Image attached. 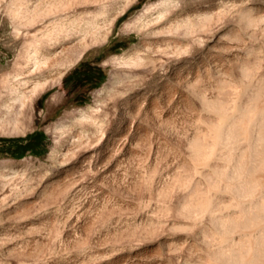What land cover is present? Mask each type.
Returning <instances> with one entry per match:
<instances>
[{
  "label": "rangeland",
  "instance_id": "obj_1",
  "mask_svg": "<svg viewBox=\"0 0 264 264\" xmlns=\"http://www.w3.org/2000/svg\"><path fill=\"white\" fill-rule=\"evenodd\" d=\"M263 81L264 0H0V264H211L187 147L221 118L194 90Z\"/></svg>",
  "mask_w": 264,
  "mask_h": 264
},
{
  "label": "bare ground",
  "instance_id": "obj_2",
  "mask_svg": "<svg viewBox=\"0 0 264 264\" xmlns=\"http://www.w3.org/2000/svg\"><path fill=\"white\" fill-rule=\"evenodd\" d=\"M248 23L252 25L255 22L250 19ZM254 81H252L254 84L260 82V80ZM37 87L39 84L35 85V88ZM256 87L252 84V92L260 96L258 93L260 89ZM254 89H256L255 92ZM194 91L203 108L217 113L221 118L219 124L213 125L212 120V124L206 123L207 126L212 125L210 129L211 132L214 131L211 138L208 133L205 135L211 141L207 138L204 141L203 137L202 140L200 137H194L195 139L192 137L194 140L187 147L194 159L196 173L206 178L210 190V194L206 195L203 188L195 186V190L191 192L193 198L190 196L191 202L193 201L190 202L192 210L184 203L187 208L189 206L193 219L199 227L196 237L197 244L208 252L211 264H264V92L258 100L249 94L241 104H238L236 99L235 103L228 107L218 102L224 107L217 108V104L213 105L209 97L206 98L201 92L202 90ZM29 94L21 92L15 99V101L20 100V106L15 110L17 118L23 112L21 105L24 99L30 96ZM240 97L242 98L240 100H243L245 96L242 94ZM253 99L257 102L252 107ZM15 101L5 105L6 113L12 112ZM243 144H246L245 147L242 146ZM218 191L229 196L227 203H221ZM205 223L209 224L212 231L219 235V241L215 242L214 238L204 233L201 227Z\"/></svg>",
  "mask_w": 264,
  "mask_h": 264
}]
</instances>
